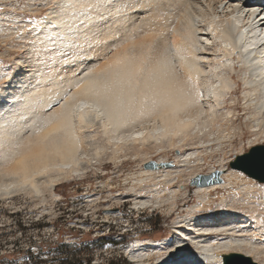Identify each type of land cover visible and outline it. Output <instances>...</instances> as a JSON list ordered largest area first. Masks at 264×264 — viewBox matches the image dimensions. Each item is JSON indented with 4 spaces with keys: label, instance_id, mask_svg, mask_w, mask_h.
Masks as SVG:
<instances>
[{
    "label": "bare ground",
    "instance_id": "obj_1",
    "mask_svg": "<svg viewBox=\"0 0 264 264\" xmlns=\"http://www.w3.org/2000/svg\"><path fill=\"white\" fill-rule=\"evenodd\" d=\"M28 1L30 6L24 4L21 10L32 17L38 12L39 5L32 2L35 0ZM166 2L170 6L160 11V18L140 13L126 29H121L122 37H114L116 42L109 43L108 47L116 49L125 41H135L138 52L143 51L166 62L170 72L174 66L184 65L183 72L174 75L175 94L180 97L182 93L191 92L195 99L199 92L203 96L202 102L193 103L187 111H177L172 105L161 107L123 126H118L116 122L118 109L113 110V119L110 121L107 115L97 119L91 110H85L82 118L79 109L73 107L69 126L57 144L45 145L42 140L45 132L33 136L29 143L27 137L33 131L30 129L29 133L24 134L21 148H15V142L7 148H0V198H11L19 192L51 191L61 179L74 173H83L93 163L101 164L103 157L112 161L130 154V157H139L145 163L136 175L125 177L129 181L135 178L133 189H145L144 195L140 192L130 194L135 207L160 205L169 200L171 207L175 206L174 198L179 192L175 182L182 181L187 171H190L188 178H193L197 175L193 170L200 167L202 159L211 155L214 147L219 146L221 149L222 144H230V137L235 134V126L231 125L238 119L235 116L238 102L232 101L237 93L235 87L238 82L243 85V109L248 120L245 125L254 131L250 146L263 143L264 0ZM236 4L241 7L236 8ZM252 8L261 11L253 16L250 11ZM42 17L26 20L25 15L22 17L10 10L0 11V23L4 21V25L0 24V34L7 45L17 37L26 38L27 34L32 39L26 49L24 42L19 43L18 49L24 48L26 57H15L8 66H4L0 59V81H7L6 87L0 88V112L10 114L19 107L17 99L30 94L35 97L37 105L51 98L49 102L56 104L54 112L66 111L60 109L56 101L62 102L65 95L62 89H67L73 82L72 74L75 72L83 76L84 72L102 63L103 57L97 59L91 55L82 56L80 62L62 63V57H56L52 51H45L42 41H45L50 29ZM52 28L54 30L55 26ZM9 48L12 47H6V51ZM72 92L76 95L74 85ZM83 99L87 102V97ZM228 100L232 102L227 106ZM136 132L143 135L132 139V134ZM167 146L170 150L181 151L171 163L167 160L169 158L163 159L165 153L157 161L147 159L152 151H162ZM225 170L213 168L209 173ZM242 173L229 170L219 175L220 182L198 185L195 190L203 200L205 193L217 188H228L236 184L233 180H239L245 196L254 191L255 194H251L252 197L253 194L257 195L254 201H264L263 186L252 178H245ZM26 178L29 183L23 187H8L10 184H21ZM164 191L168 194L167 198L162 199ZM122 197L119 193L115 199L118 202ZM245 199L247 197L241 203L249 205L247 213L224 214L222 217L216 213L197 220L190 214L203 207L201 203L194 204L186 217L174 222L172 238L160 244L136 243L127 248L128 255L133 264H194L185 263L183 259L173 261V252L180 251L175 245H184L195 250V258L201 264H222L221 256L229 252L243 253L258 264H264V243L260 242L261 234L264 233V202L251 203ZM116 207L105 206L102 208L104 215L111 216ZM151 259L154 261L149 263Z\"/></svg>",
    "mask_w": 264,
    "mask_h": 264
},
{
    "label": "rangeland",
    "instance_id": "obj_2",
    "mask_svg": "<svg viewBox=\"0 0 264 264\" xmlns=\"http://www.w3.org/2000/svg\"><path fill=\"white\" fill-rule=\"evenodd\" d=\"M44 1H32L39 5L38 12L32 17L21 10L24 4L29 5L28 0H0V11L10 10L22 17L25 15L26 20L39 18L47 11ZM29 6L27 8H30ZM3 22L0 24L4 25ZM27 36L24 39L17 37L19 40L15 38L10 46L0 34V59L4 66L10 65L15 57L27 56L25 49L32 41L31 37ZM23 42L25 49H18L19 43ZM5 45L7 48H12L6 51ZM235 88L237 93L232 101L238 102L235 111L238 119L231 125L235 126V134L230 137V144H222L221 149L219 146L214 147L211 155L202 159L200 167L193 170L197 175L210 174L209 171L213 168L227 169L219 171L220 175L228 173L229 170L239 171L232 169L229 163L234 161L237 155L247 152L254 146H250L254 131L245 125L248 120L243 109V85L238 82ZM232 101L228 100L226 105L228 106ZM259 144L263 145L264 141ZM183 152L185 153L186 149ZM164 153L163 159L169 158L167 160L171 163L175 160L174 156L179 155L181 151L170 150L167 146L162 151H152L147 155V159L157 161ZM134 158V156L130 157V154L112 161L103 157L101 164L98 163L99 166L93 163L94 165L87 167L89 169L86 168L83 173H78L79 175L74 173L66 179H61L51 191L31 192L32 194L19 192L11 198H0V264H13V262L15 264H133L127 248L136 243L160 244L172 238L174 222L186 217L189 208L194 204L201 203L203 208L190 216L201 219L216 213L220 216L247 213L249 205L241 203L246 197L247 202L260 201V204L264 202L257 201L258 199L254 201L257 198L254 191L249 192L248 195L252 199H248V195L245 196L240 189L239 180H233L236 184L228 188H217L205 193L204 199L201 200L195 185H191L192 178H188L190 171H187L182 181L175 180V185L179 188L178 195L174 198L175 206L171 207L169 200L163 201L164 205L160 203L159 206L135 207L130 194L140 192L144 195L145 189H133L135 178L129 181L130 179L125 177L136 175L144 168L145 163H142L139 157ZM242 174L245 178L248 177ZM253 181L259 183L254 179ZM259 184L264 188V183ZM180 192L183 193L182 196ZM119 193L124 197L117 202L115 198ZM164 193L162 199L167 198L168 192L164 191ZM252 193H254L253 197ZM95 198L97 200L94 201ZM203 203L207 205L204 206ZM111 204L117 207L111 216H105L102 208L112 206ZM175 248L180 251L173 252V261L183 259L185 263L200 262L195 258L193 248L184 245H175Z\"/></svg>",
    "mask_w": 264,
    "mask_h": 264
},
{
    "label": "snow or ice",
    "instance_id": "obj_3",
    "mask_svg": "<svg viewBox=\"0 0 264 264\" xmlns=\"http://www.w3.org/2000/svg\"><path fill=\"white\" fill-rule=\"evenodd\" d=\"M169 6L166 0H45L47 11L42 19L47 21L46 27L50 31L42 41L43 49L62 57V63L80 62L82 56L88 55L97 59L103 57V60L83 76L72 74L73 82L67 89H62L65 93L62 102L56 101L60 109L66 111L54 112L56 104L49 102L51 98L37 105L35 97L30 94L18 98L19 107L10 114L0 112V148H7L14 142L15 148H21L24 134L30 129L33 131L27 137L29 143L33 136L45 132L42 137L44 144H57L69 126L73 107L79 109L82 118L85 110H91L97 119L107 115L110 121L113 110L118 109L116 122L123 126L161 107L172 105L177 111H187L193 103H201L202 93L198 92L195 99L191 92L182 93L180 97L175 94L174 75L182 73L184 65L174 66L170 72L166 62L143 51L138 52L135 41H125L116 49L108 47L109 43L116 42L114 37H122L121 29L133 23L134 17L143 12L160 18V11ZM235 7L239 9L241 5L236 4ZM250 11L256 16L261 10L252 8ZM6 84L7 81H0V88ZM73 85L76 95L72 92ZM83 97H87V102ZM142 135L136 132L131 138ZM27 183L29 179L26 178L23 183L8 187L21 188ZM260 242L264 243V233Z\"/></svg>",
    "mask_w": 264,
    "mask_h": 264
},
{
    "label": "water",
    "instance_id": "obj_4",
    "mask_svg": "<svg viewBox=\"0 0 264 264\" xmlns=\"http://www.w3.org/2000/svg\"><path fill=\"white\" fill-rule=\"evenodd\" d=\"M229 166L259 183H264V144L252 146L247 152L237 155ZM219 175V171L211 174H198L192 178L191 185H210L220 182ZM221 258L222 264H256L250 256L240 252H229L223 254Z\"/></svg>",
    "mask_w": 264,
    "mask_h": 264
}]
</instances>
